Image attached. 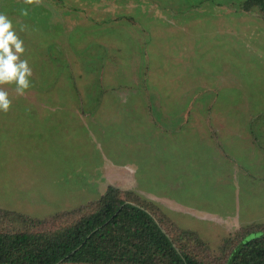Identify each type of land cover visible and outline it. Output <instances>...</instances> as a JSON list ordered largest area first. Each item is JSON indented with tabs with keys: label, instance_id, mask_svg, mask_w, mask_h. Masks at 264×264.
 Returning <instances> with one entry per match:
<instances>
[{
	"label": "rangeland",
	"instance_id": "1",
	"mask_svg": "<svg viewBox=\"0 0 264 264\" xmlns=\"http://www.w3.org/2000/svg\"><path fill=\"white\" fill-rule=\"evenodd\" d=\"M0 13L32 70L23 95L0 85L1 213L48 231L113 186L194 233L208 264L264 229V0H0ZM12 215L0 229L23 228Z\"/></svg>",
	"mask_w": 264,
	"mask_h": 264
},
{
	"label": "trees",
	"instance_id": "2",
	"mask_svg": "<svg viewBox=\"0 0 264 264\" xmlns=\"http://www.w3.org/2000/svg\"><path fill=\"white\" fill-rule=\"evenodd\" d=\"M134 198L108 186L92 212L48 231L25 228L26 220L41 226L43 219L3 210L0 217L14 214L24 226L0 229V264H208L192 247L201 242L194 233L169 232L146 203ZM224 264H264V229L240 234Z\"/></svg>",
	"mask_w": 264,
	"mask_h": 264
},
{
	"label": "clouds",
	"instance_id": "3",
	"mask_svg": "<svg viewBox=\"0 0 264 264\" xmlns=\"http://www.w3.org/2000/svg\"><path fill=\"white\" fill-rule=\"evenodd\" d=\"M21 15H27V10L21 9ZM23 52V41L16 35L12 20L0 13V85L14 84L18 95H23L29 88L32 74L27 60L20 58ZM10 104L8 92L0 87V111H8Z\"/></svg>",
	"mask_w": 264,
	"mask_h": 264
}]
</instances>
